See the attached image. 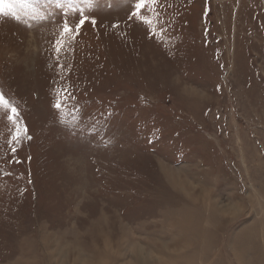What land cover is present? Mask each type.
I'll use <instances>...</instances> for the list:
<instances>
[{
  "label": "rangeland",
  "instance_id": "374dc122",
  "mask_svg": "<svg viewBox=\"0 0 264 264\" xmlns=\"http://www.w3.org/2000/svg\"><path fill=\"white\" fill-rule=\"evenodd\" d=\"M136 2L0 16V264H264V0Z\"/></svg>",
  "mask_w": 264,
  "mask_h": 264
},
{
  "label": "snow or ice",
  "instance_id": "6c2138e0",
  "mask_svg": "<svg viewBox=\"0 0 264 264\" xmlns=\"http://www.w3.org/2000/svg\"><path fill=\"white\" fill-rule=\"evenodd\" d=\"M86 3L89 4V6L91 7V0H85ZM158 0H137L136 2V11L133 13V16L139 15L141 10L144 9L147 5L149 4H157ZM74 5L72 3V0H69V3L67 5V8L65 9V18H64V22L62 25V31L60 32V37L57 39L56 41V51L57 53H59V51L61 50L63 43H64V36L66 34L68 35H72L75 36L76 34L79 33L81 27L85 24V22L87 20H89V15H82L78 17V22L75 24V28H73V26L71 25L69 18H68V13L67 10L68 9H73ZM80 12H83V9H80ZM33 16L32 19H43L44 17L40 14H38L37 9L33 8ZM0 16L3 17H7V16H11L16 20H20V16L17 14L16 8H15V0H0ZM95 19L92 18V23L95 24ZM145 23H151L150 20L145 19L144 21ZM0 105H2L4 108L9 110V115L7 116V119L9 121H11L13 124H16L18 122L19 119V110L16 106H13L12 104H10V102L6 99L5 95L0 92ZM56 107L59 109L61 108V104L57 103ZM21 132L23 133H27V127L25 126L22 130L17 127L16 128V135L13 137V139L19 143V138H20V134ZM29 139L31 137H28Z\"/></svg>",
  "mask_w": 264,
  "mask_h": 264
},
{
  "label": "bare ground",
  "instance_id": "6f19581e",
  "mask_svg": "<svg viewBox=\"0 0 264 264\" xmlns=\"http://www.w3.org/2000/svg\"><path fill=\"white\" fill-rule=\"evenodd\" d=\"M32 40V39H31Z\"/></svg>",
  "mask_w": 264,
  "mask_h": 264
}]
</instances>
